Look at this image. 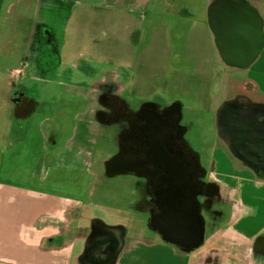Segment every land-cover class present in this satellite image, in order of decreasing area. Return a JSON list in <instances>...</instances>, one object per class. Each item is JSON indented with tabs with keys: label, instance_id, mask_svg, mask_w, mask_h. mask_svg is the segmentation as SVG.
Returning <instances> with one entry per match:
<instances>
[{
	"label": "flooded vegetation",
	"instance_id": "1",
	"mask_svg": "<svg viewBox=\"0 0 264 264\" xmlns=\"http://www.w3.org/2000/svg\"><path fill=\"white\" fill-rule=\"evenodd\" d=\"M166 1L172 25L170 66L166 74L153 76L148 95L137 94L135 74L122 69L96 78L82 74L89 68L85 61L75 70L61 69L64 43L50 25L34 26L32 19L52 14L70 0H57L23 20L29 32L20 59L27 61L28 69L9 80V119L23 106L22 114L28 113L35 101L47 105L45 109L53 111L59 125V129L46 127L48 147L57 150L64 143L76 149V154L57 153L56 157L65 155L73 171L82 165L92 178L89 204L73 211L74 218L89 213L88 227L78 229L83 251L77 264L91 263L98 248L97 244L86 254L92 224L102 221L97 212L126 229L117 264L125 259L126 264H165L157 259L158 245L178 258L179 264H264V184L234 165L217 136L219 107L231 90H243L231 89L234 71L224 65L208 31L207 11L213 0ZM246 1L264 18V0ZM197 26L207 41L206 78L196 75L186 47L190 31ZM263 54L249 70L262 84ZM38 59L42 65L35 74L29 62ZM47 67L53 68L42 71ZM56 75L61 76L59 80L54 79ZM48 83L67 91L44 101L42 85ZM246 89L256 93L252 99L264 98V87ZM18 95L20 102L14 104ZM201 118L214 125L209 140L201 133ZM69 125L75 128L71 140L66 137ZM143 249L150 253L149 263L138 262Z\"/></svg>",
	"mask_w": 264,
	"mask_h": 264
},
{
	"label": "rangeland",
	"instance_id": "2",
	"mask_svg": "<svg viewBox=\"0 0 264 264\" xmlns=\"http://www.w3.org/2000/svg\"><path fill=\"white\" fill-rule=\"evenodd\" d=\"M12 1H14L12 2L14 5L11 7L10 14H6L7 11L4 10L2 13L4 21H0V56L7 54L15 57L19 52L22 55L21 51L26 45L25 37L29 32L28 28L27 31L24 30L22 21L34 17L39 8L50 7L54 2H57V0ZM75 1L71 2L70 0L66 7L54 8L52 14H39L32 21L34 26H39L44 22L51 26L49 29L55 30L59 42L65 44L64 54L66 44L69 42L70 48L66 56H69L72 51H78L79 40H82L85 32L88 39L92 41L99 31L101 40L95 42V56L107 57V61L105 63H88L89 68L85 72V69L78 70L92 78L104 74L111 63L110 60L126 58L129 55L128 48L120 44L119 37H124L132 27L131 20L141 17L144 19L152 17L154 20H158L166 2V0H81L82 4L75 6ZM190 1L196 2V0ZM95 6L101 9L97 10L94 8ZM141 9L143 12L138 14ZM97 13L100 14L97 15ZM100 16L106 17L107 21L102 23L103 29L98 30L95 27ZM72 19L75 20L73 23L70 22ZM168 20L163 22L168 23ZM31 24H29L30 27ZM198 27H194L190 31L186 47L188 58L195 67L197 73L195 74L206 78L209 74L205 61L207 41L204 30L198 29ZM80 28L82 31L79 33L77 29L80 30ZM90 40L88 41L90 42ZM169 53V47H164L162 41L160 44L156 37L151 46L149 62L143 66L144 69L150 72L157 70L163 60L168 62ZM11 65H14L13 62ZM261 67L264 68V54ZM249 72V70L234 71L231 77L238 81H245L251 76ZM154 75L139 74V87H141V79L146 84L149 78ZM60 77L56 75L54 79L59 80ZM42 90L44 101L50 102V96L62 94L67 91V88L48 83L42 85ZM189 93L190 89L187 87L186 94L189 95ZM46 107L47 105L43 106L44 111L37 116L33 125L27 126L25 134L15 133L12 128L9 133V136L11 135L9 141L3 142L4 148L0 150V264H60L61 262L65 264L67 254L73 256V264H77V257L83 251V238L78 229L88 227V212L84 217L75 216V243L68 251L51 256V254L42 253L37 246L38 239L50 236L53 226L57 222L55 218L47 216L46 213L56 210L62 201H66L68 198L72 199L76 205L79 202L88 205V183L92 182V178L87 175L82 165L80 170L75 172L65 160V155L60 159L56 157L57 153H67L64 143L57 150H48L46 147L42 132L43 121L50 116L48 110H45ZM201 124V133L209 140L214 136V125L207 119L202 121V118ZM81 181L85 182V187ZM95 215L112 225L113 221L109 220L102 212H97ZM159 247L161 246L156 247V251L159 252L157 259L160 263L179 264L178 258L174 257L172 253L165 254ZM141 253L143 255L140 256L138 262L149 263L150 257L147 254L150 253L146 249H143ZM135 257L137 258V256ZM129 259L130 261L134 260L131 257ZM125 260L124 264L129 261Z\"/></svg>",
	"mask_w": 264,
	"mask_h": 264
},
{
	"label": "water",
	"instance_id": "3",
	"mask_svg": "<svg viewBox=\"0 0 264 264\" xmlns=\"http://www.w3.org/2000/svg\"><path fill=\"white\" fill-rule=\"evenodd\" d=\"M206 22L226 67L235 72L256 67L264 52V18L258 9L246 0H213ZM230 87L243 91L231 90L219 107L215 119L218 139L234 165L264 184V98L254 100L251 97L256 93L246 89L264 84L250 76L247 81L232 78ZM19 102L20 95L13 103ZM125 236V228L104 221L93 222L86 254L97 244L98 248L89 264H117ZM83 263L88 264L86 260Z\"/></svg>",
	"mask_w": 264,
	"mask_h": 264
},
{
	"label": "crops",
	"instance_id": "4",
	"mask_svg": "<svg viewBox=\"0 0 264 264\" xmlns=\"http://www.w3.org/2000/svg\"><path fill=\"white\" fill-rule=\"evenodd\" d=\"M81 0H76L75 6L81 5ZM14 1L12 0H0V21H4L2 18V13L7 11L6 14H10L11 7L14 5L12 3ZM97 10H100L101 8L98 6H95ZM167 9V1L165 2L161 15L158 16V20H154V18H134L131 20V28L128 30L127 34L123 37L120 36V44L124 45L128 48L129 55L126 58H118V60H110L109 67L106 68V71L109 70H124L126 72H129L130 74H135L137 80L134 83L136 93L139 95H148L150 86L152 85L153 77L149 78V81L144 84L143 80L140 81L139 87V74H166V72L169 70V64L171 60V28L172 25L170 23V18L168 13L166 12ZM143 11L141 9V12L138 14H141ZM100 13H97V15ZM76 15V14H74ZM144 19V20H143ZM169 19V20H168ZM6 20V19H5ZM159 20H162L159 22ZM165 20H168V23L163 22ZM75 20L72 19L70 22L73 23ZM107 18L100 16L98 18V24L96 25V29H103L102 23L106 22ZM155 22V24H154ZM70 23V24H71ZM5 30V28H2ZM2 30V31H3ZM24 30L27 31V27L24 26ZM79 33L82 31L80 28L77 29ZM1 33V31H0ZM27 33V32H26ZM77 33V34H79ZM70 36V35H69ZM68 36V37H69ZM157 37V41L164 47H169V58L167 59L168 62L163 60L162 65L157 70H145L144 65L149 62V57L151 54V46L153 45L154 40ZM27 38V37H25ZM27 40V39H26ZM88 35L86 32L82 36V40H79L80 46L77 52L70 53L69 56H66L70 44L69 42L66 44V51L64 54V46H62V52H61V69L64 70L66 68L75 70L77 65L81 61H85L87 63H105L107 61V57H102L101 55L95 56V42L100 39V32L98 31V34L95 35L94 39L90 42L88 41ZM103 41V40H102ZM74 44V42H73ZM74 46V45H73ZM72 46V47H73ZM27 48V44L25 45V48L22 49L21 53L22 56L24 55L25 49ZM75 48V47H73ZM168 51V50H167ZM12 55V54H11ZM168 56V55H167ZM2 57V58H1ZM21 54L18 53V56L12 57L9 55L0 56V150L3 149V142L9 141V133L11 132L12 128H14V132L22 134H25V131L27 129V126L33 125L32 123L36 121L37 116L44 111L42 106L38 101H35L32 106L28 107V113L23 115V111L26 109V106L20 107L16 110V113L14 116H11V119H9L8 115V92H9V85H10V79L13 76H17L18 74H25L26 70L28 69V63L26 60L20 59ZM21 61V62H20ZM26 61V62H25ZM13 62L14 65H11ZM37 62V63H36ZM26 64V66L23 64ZM32 64V69L34 70L35 74L38 67H41L42 65V59H38L35 62H29ZM53 67H47L42 68V71L45 70L48 72L52 70ZM143 86V87H142ZM36 90V89H35ZM19 104V103H18ZM50 116L46 117L44 119V123L42 124V132L45 138V144L48 150H53L52 148L48 147L47 145V139H48V132L46 127H51V125L55 126L57 129H59V125L55 122L53 118V111L49 109ZM23 122V123H22ZM22 124V125H21ZM26 127V128H25ZM75 135V128H73V125L68 126V130L66 133L67 139L71 140ZM66 151L68 153L72 152L73 154H76V149L73 147H67ZM53 167V165H51ZM83 174V173H82ZM81 183L85 185L84 181H81ZM85 190V189H84ZM1 203V198H0ZM84 206L82 203H76L73 202L72 199H67L66 201H62V204L59 205L56 210H51L49 213H46L47 216H50L52 218H55L57 222L55 223V226H53L52 232L50 233V236L43 237L38 239L37 246L39 250L42 253L51 254V256H54L56 254L66 252L70 248L73 247L75 243L74 239V230H75V218L73 216V211L76 207ZM74 259L73 256L67 254L66 256V263L65 264H73ZM62 264V262L60 263Z\"/></svg>",
	"mask_w": 264,
	"mask_h": 264
}]
</instances>
